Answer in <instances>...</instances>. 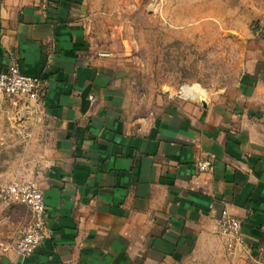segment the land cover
Returning a JSON list of instances; mask_svg holds the SVG:
<instances>
[{
	"label": "crops",
	"instance_id": "crops-1",
	"mask_svg": "<svg viewBox=\"0 0 264 264\" xmlns=\"http://www.w3.org/2000/svg\"><path fill=\"white\" fill-rule=\"evenodd\" d=\"M41 5L0 0V71L16 61L44 89L41 108L0 93V184H38L47 237L20 257L30 212L1 203L0 264H264V30L239 51L233 95L170 103L138 130L78 0ZM204 158L213 168L198 172ZM224 216L240 225L233 250L218 232Z\"/></svg>",
	"mask_w": 264,
	"mask_h": 264
},
{
	"label": "rangeland",
	"instance_id": "rangeland-1",
	"mask_svg": "<svg viewBox=\"0 0 264 264\" xmlns=\"http://www.w3.org/2000/svg\"><path fill=\"white\" fill-rule=\"evenodd\" d=\"M77 10L93 49L120 69L121 110L138 130L170 103L233 95L239 51L264 30V0H78Z\"/></svg>",
	"mask_w": 264,
	"mask_h": 264
},
{
	"label": "built area",
	"instance_id": "built-area-1",
	"mask_svg": "<svg viewBox=\"0 0 264 264\" xmlns=\"http://www.w3.org/2000/svg\"><path fill=\"white\" fill-rule=\"evenodd\" d=\"M44 8L48 0H40ZM0 93L10 97L26 98L38 108L44 105L43 82L39 77L22 73L16 61H11L0 71ZM198 172L210 171V158L198 160L194 164ZM20 204L27 207L30 220L21 229L15 250L22 258L31 257L47 237V211L44 196L34 181L11 180L0 184V204ZM218 232L223 237L228 250L243 243L239 222L224 216L218 222Z\"/></svg>",
	"mask_w": 264,
	"mask_h": 264
},
{
	"label": "bare ground",
	"instance_id": "bare-ground-1",
	"mask_svg": "<svg viewBox=\"0 0 264 264\" xmlns=\"http://www.w3.org/2000/svg\"><path fill=\"white\" fill-rule=\"evenodd\" d=\"M187 88H188V87H187ZM180 94L183 96V89L181 90ZM200 100L203 101V99H200Z\"/></svg>",
	"mask_w": 264,
	"mask_h": 264
}]
</instances>
